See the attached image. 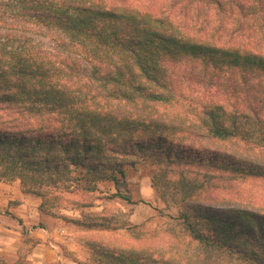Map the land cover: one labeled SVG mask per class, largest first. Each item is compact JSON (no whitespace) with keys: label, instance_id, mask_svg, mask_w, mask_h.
<instances>
[{"label":"trees","instance_id":"16d2710c","mask_svg":"<svg viewBox=\"0 0 264 264\" xmlns=\"http://www.w3.org/2000/svg\"><path fill=\"white\" fill-rule=\"evenodd\" d=\"M189 86L209 101L187 131L154 107L181 103ZM137 164L201 169L176 191L183 227L264 264V214L207 194L215 178L264 177V0H0V182L90 193ZM161 175L151 183L162 196ZM106 198L131 201L119 188ZM88 246L95 264H168Z\"/></svg>","mask_w":264,"mask_h":264},{"label":"rangeland","instance_id":"374dc122","mask_svg":"<svg viewBox=\"0 0 264 264\" xmlns=\"http://www.w3.org/2000/svg\"><path fill=\"white\" fill-rule=\"evenodd\" d=\"M181 91L186 96L180 100L181 103L166 108L155 106L154 109L155 112L173 115L175 120L184 123L183 129L187 130V126L197 119V105L207 103L209 98L194 86L184 87ZM213 98L220 99L217 96ZM198 138L200 143L210 148L235 150L231 142L206 136ZM200 170L191 166L174 165L160 169L154 165L137 164L126 170L123 184L97 182V190L93 192H62L57 197L23 193L19 180H14L19 182V196L9 199L6 205L0 204V226L14 235L8 244L18 239L16 236L19 234L23 247L18 257L11 249L0 252V264H12L18 259L29 264H95L91 261L89 241L100 242L112 249L141 251L168 264H251L225 250L194 241L177 217L180 195L176 191L181 178L200 181L203 178ZM153 174H163L156 178L162 188V196L152 186ZM116 188L131 201L107 199L106 196ZM207 194L222 199L225 205L264 214V177L215 178V186L208 188ZM108 223L110 225H103ZM23 228L27 236L23 235ZM39 244L38 248L42 246L51 250L48 257L40 261L35 259L42 255L40 251L32 252V247Z\"/></svg>","mask_w":264,"mask_h":264},{"label":"crops","instance_id":"0c3cea01","mask_svg":"<svg viewBox=\"0 0 264 264\" xmlns=\"http://www.w3.org/2000/svg\"><path fill=\"white\" fill-rule=\"evenodd\" d=\"M19 182L18 181H1L0 182V204L3 203L6 205L9 199H14L15 197L19 196ZM8 214H11L10 212ZM11 216H13L11 214ZM8 223V222H7ZM44 232V229H42ZM12 236H14L8 229H5L0 226V252L6 251L11 249L14 253V256L18 257V253L20 249L23 247V242L19 241V234H17L16 239L14 242H11L10 244L7 243L8 240H12ZM50 246L52 245V242L49 241ZM41 244L33 246L32 252L37 250V252L40 251L42 254L41 256H36L35 259L38 261L45 259L48 257V254L51 253V250H49L47 247L41 246V248H38Z\"/></svg>","mask_w":264,"mask_h":264}]
</instances>
